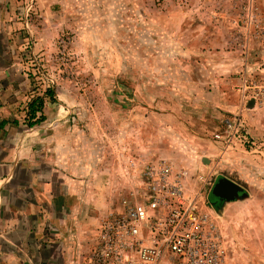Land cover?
Masks as SVG:
<instances>
[{
  "label": "rangeland",
  "instance_id": "374dc122",
  "mask_svg": "<svg viewBox=\"0 0 264 264\" xmlns=\"http://www.w3.org/2000/svg\"><path fill=\"white\" fill-rule=\"evenodd\" d=\"M51 1L62 26L45 49L29 40L19 60L32 102L51 92L59 104L45 141L51 162L84 166L54 172L73 189L71 205L82 191L74 260L104 261L110 226L122 246L114 224L129 208H147L138 225L148 236L168 211L149 208L167 165L184 199L215 223L225 264H264V0ZM221 178L248 196L213 197Z\"/></svg>",
  "mask_w": 264,
  "mask_h": 264
},
{
  "label": "crops",
  "instance_id": "0c3cea01",
  "mask_svg": "<svg viewBox=\"0 0 264 264\" xmlns=\"http://www.w3.org/2000/svg\"><path fill=\"white\" fill-rule=\"evenodd\" d=\"M51 3L0 0V264H81L72 247L83 244L85 213L76 204L82 191L75 190L77 202L71 205L73 189L67 191L68 180L60 181L54 172L84 166L68 157L51 162L45 141L51 125L61 120L59 104L45 99L43 121L29 126L36 90L19 60L29 40L44 48L62 26L52 19ZM74 235L80 243H72Z\"/></svg>",
  "mask_w": 264,
  "mask_h": 264
},
{
  "label": "built area",
  "instance_id": "2783aa9c",
  "mask_svg": "<svg viewBox=\"0 0 264 264\" xmlns=\"http://www.w3.org/2000/svg\"><path fill=\"white\" fill-rule=\"evenodd\" d=\"M170 174L167 165L161 167L153 184L160 195L149 205L151 210L168 207L164 218L152 220L145 237L138 224L150 218L147 208H129L127 216L114 224L122 228V246L117 245L110 226L101 253L104 261L97 259V264H225L215 223L199 213L194 202L184 199L181 182L169 180ZM120 250L126 252L124 258Z\"/></svg>",
  "mask_w": 264,
  "mask_h": 264
},
{
  "label": "water",
  "instance_id": "95a60500",
  "mask_svg": "<svg viewBox=\"0 0 264 264\" xmlns=\"http://www.w3.org/2000/svg\"><path fill=\"white\" fill-rule=\"evenodd\" d=\"M212 196L226 202H233L239 198H246L248 195L241 185L228 178H221L213 188Z\"/></svg>",
  "mask_w": 264,
  "mask_h": 264
},
{
  "label": "trees",
  "instance_id": "16d2710c",
  "mask_svg": "<svg viewBox=\"0 0 264 264\" xmlns=\"http://www.w3.org/2000/svg\"><path fill=\"white\" fill-rule=\"evenodd\" d=\"M48 98L54 100L51 92L47 93ZM45 105V98H38L30 104L29 107V126L39 124L43 121V117L37 118V113L42 112Z\"/></svg>",
  "mask_w": 264,
  "mask_h": 264
}]
</instances>
